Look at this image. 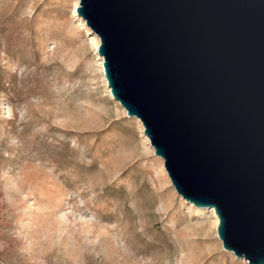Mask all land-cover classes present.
Here are the masks:
<instances>
[{"label":"rangeland","instance_id":"1","mask_svg":"<svg viewBox=\"0 0 264 264\" xmlns=\"http://www.w3.org/2000/svg\"><path fill=\"white\" fill-rule=\"evenodd\" d=\"M80 2L0 0V264H245L110 97Z\"/></svg>","mask_w":264,"mask_h":264},{"label":"water","instance_id":"2","mask_svg":"<svg viewBox=\"0 0 264 264\" xmlns=\"http://www.w3.org/2000/svg\"><path fill=\"white\" fill-rule=\"evenodd\" d=\"M114 101L223 248L264 264V0H81Z\"/></svg>","mask_w":264,"mask_h":264},{"label":"bare ground","instance_id":"3","mask_svg":"<svg viewBox=\"0 0 264 264\" xmlns=\"http://www.w3.org/2000/svg\"><path fill=\"white\" fill-rule=\"evenodd\" d=\"M100 46V45H99ZM103 74H104V70H103ZM104 81L106 82V84H107V81H106V78H105V75H104ZM107 87H108V85H107ZM108 91H109V95H110V97H112V95H111V91H110V89L108 88ZM190 205H192V204H190ZM193 206V205H192ZM193 207H195V206H193ZM196 208V207H195ZM197 210H202V209H200V208H196ZM211 212H212V214H213V217L216 219V228H217V226H218V224H219V219H218V216L216 215V213H215V211L214 210H211ZM231 253V252H230ZM240 261H242V262H244L245 264H248V262L246 261V260H244V259H239Z\"/></svg>","mask_w":264,"mask_h":264}]
</instances>
